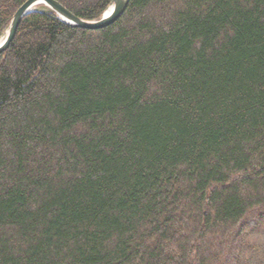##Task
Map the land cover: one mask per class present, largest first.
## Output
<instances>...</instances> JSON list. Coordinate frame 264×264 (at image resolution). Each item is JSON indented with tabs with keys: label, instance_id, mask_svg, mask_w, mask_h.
Wrapping results in <instances>:
<instances>
[{
	"label": "trees",
	"instance_id": "1",
	"mask_svg": "<svg viewBox=\"0 0 264 264\" xmlns=\"http://www.w3.org/2000/svg\"><path fill=\"white\" fill-rule=\"evenodd\" d=\"M25 1L0 0V38ZM0 264H264V0L25 15L0 54Z\"/></svg>",
	"mask_w": 264,
	"mask_h": 264
},
{
	"label": "water",
	"instance_id": "2",
	"mask_svg": "<svg viewBox=\"0 0 264 264\" xmlns=\"http://www.w3.org/2000/svg\"><path fill=\"white\" fill-rule=\"evenodd\" d=\"M129 2L130 0H112L109 8L99 18L85 19L76 15L59 0H27L13 15L5 37L0 39V54L9 48L17 34L19 25L24 16L35 11L40 6H47L52 9L64 22L72 26L99 29L117 21L126 11Z\"/></svg>",
	"mask_w": 264,
	"mask_h": 264
},
{
	"label": "bare ground",
	"instance_id": "3",
	"mask_svg": "<svg viewBox=\"0 0 264 264\" xmlns=\"http://www.w3.org/2000/svg\"><path fill=\"white\" fill-rule=\"evenodd\" d=\"M110 5H111V4H110ZM110 5H109V6H110ZM41 7H47V6H40L38 9H40ZM19 8H20V7H19ZM19 8H18V9H19ZM47 8H48V7H47ZM108 8H109V7H108ZM108 8H107V9H108ZM38 9H36V10H38ZM107 9H106V10H107ZM106 10H105V11H106ZM32 12H33V11H32ZM15 13H16V12H15ZM12 18H13V17H12ZM10 23H11V22H10ZM9 25H10V24H9ZM8 28H9V27H8ZM8 28H7V30H8ZM7 30H6L5 34H4L1 38L5 37V35H6V33H7ZM1 38H0V39H1Z\"/></svg>",
	"mask_w": 264,
	"mask_h": 264
}]
</instances>
